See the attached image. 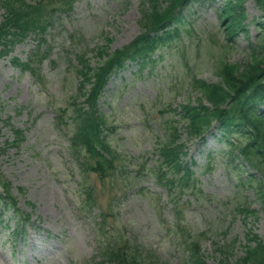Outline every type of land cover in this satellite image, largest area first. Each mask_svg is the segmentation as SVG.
I'll list each match as a JSON object with an SVG mask.
<instances>
[{"label":"rangeland","instance_id":"374dc122","mask_svg":"<svg viewBox=\"0 0 264 264\" xmlns=\"http://www.w3.org/2000/svg\"><path fill=\"white\" fill-rule=\"evenodd\" d=\"M242 1L245 27L234 37L227 38L220 18L225 0L195 3L188 9L189 34L184 32L182 40L156 54V63L141 71L129 66L110 79L102 108L112 128L108 142L119 158L115 165L123 166L111 177L99 179L91 171H79L67 149L65 130L56 128L54 117L63 108H68V116L77 93L75 55L87 52L93 64V51L108 39L109 51L127 46L140 32L144 1L77 0L71 13L59 14L47 28L44 43L39 45L32 35L13 45L10 56H0V148L13 140L14 129L24 130L18 146L0 153V174L10 183L20 212L31 215L24 240L17 241L12 236L14 213H0V264H92L98 246L107 240L128 241V252L137 250L150 264H189L179 246L182 235L200 239L207 264H240L246 231L264 238L259 194L241 186L235 168L226 161L227 150L215 139L208 138L201 147L187 136L183 123H175L189 153L186 160H195L199 173V188L182 198L172 197L176 211L151 171L165 129L175 125L171 109L198 97L191 88L192 77L217 82L222 64L240 67L249 61V44L260 39L257 23L262 19L254 0ZM34 49L39 52L36 57L46 54L36 58L37 76L10 62L11 57L27 60ZM210 152L211 165L206 159ZM208 166L211 170L204 172ZM81 179L96 187L107 213L102 230L96 228L97 209L79 211ZM239 205L257 215L244 217L237 212ZM177 220L184 233L178 231ZM233 241L222 262L216 242Z\"/></svg>","mask_w":264,"mask_h":264},{"label":"trees","instance_id":"16d2710c","mask_svg":"<svg viewBox=\"0 0 264 264\" xmlns=\"http://www.w3.org/2000/svg\"><path fill=\"white\" fill-rule=\"evenodd\" d=\"M75 0H0L2 21L0 23V47L6 49L17 39L25 37L30 31L43 32L51 25V20L59 12L68 13ZM203 0H145L141 11V34L126 48L108 54L107 47L99 48L96 57L100 65L92 66L85 55L78 56L80 89L83 90L87 108L74 109L72 117L74 128L71 139L73 153L87 164V170L100 179L111 177L118 169V159L112 146L107 142L110 130L106 115L101 111L98 100L111 73L124 68L126 61L138 62L145 66L147 60L164 46L170 45L181 37L187 29L188 17L184 12L189 5ZM221 10L226 34L235 35L244 30L245 9L242 0H228ZM256 8L262 12L264 19V0H254ZM262 25L261 23H258ZM264 26V25H263ZM262 26V29L264 27ZM250 59L242 66L225 63L218 70L220 80L207 83L192 78V85L200 95L196 103L187 101L175 112L184 124L190 137H202L209 128L216 124L222 140L229 146L228 158L232 163L245 162L250 169L259 174V178L249 175V181L256 186L260 199L264 197V31L260 39L250 44ZM4 51V50H1ZM24 68L28 64H23ZM86 86L89 88L86 90ZM72 113V116H73ZM176 127L169 130L168 139L157 151L160 159L156 167L158 181L168 193L177 196L185 190L197 189L194 161L184 162L185 144L180 140ZM83 159H82V158ZM83 164V163H82ZM170 175V176H169ZM242 179V183L245 184ZM3 195L0 204L5 208H15V199L9 192L10 184L1 181ZM94 186L89 184L85 190L83 204H93ZM245 215L253 214L248 207L238 210ZM264 215V201L262 204ZM247 244L244 255L239 258L240 264H264V239L259 238L251 230L246 233ZM182 249L187 252L186 260L190 264H205L198 239H180ZM128 243L118 241L107 242L102 247L101 261L112 264H146L144 259L128 255ZM232 245H218L216 251L226 262Z\"/></svg>","mask_w":264,"mask_h":264}]
</instances>
